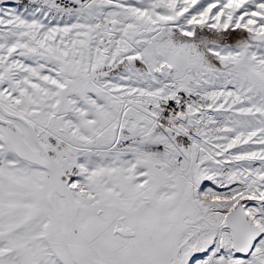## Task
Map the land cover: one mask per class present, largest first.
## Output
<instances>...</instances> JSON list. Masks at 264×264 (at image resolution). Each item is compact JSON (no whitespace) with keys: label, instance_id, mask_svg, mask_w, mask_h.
I'll return each mask as SVG.
<instances>
[{"label":"snow or ice","instance_id":"obj_1","mask_svg":"<svg viewBox=\"0 0 264 264\" xmlns=\"http://www.w3.org/2000/svg\"><path fill=\"white\" fill-rule=\"evenodd\" d=\"M0 264H264V0H0Z\"/></svg>","mask_w":264,"mask_h":264}]
</instances>
